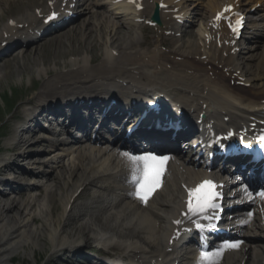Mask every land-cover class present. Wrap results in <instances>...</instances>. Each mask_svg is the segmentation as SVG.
Segmentation results:
<instances>
[{
	"label": "bare ground",
	"instance_id": "6f19581e",
	"mask_svg": "<svg viewBox=\"0 0 264 264\" xmlns=\"http://www.w3.org/2000/svg\"><path fill=\"white\" fill-rule=\"evenodd\" d=\"M35 1L29 0L28 3L32 4L33 2L34 4ZM189 1H191V5L188 4L186 6L188 0H182L180 3L186 6L187 13L191 10L199 9L198 6H202L201 13L203 15L209 12L214 13L221 1L224 0ZM11 2V0H0V11H4L8 4H10V8H8L10 10L14 6ZM47 2L53 8L52 2L55 3V0H42L40 5H36L33 8L47 11ZM97 4L100 3H93L92 7H86V9L101 7V4ZM79 7L82 8V5L80 4ZM112 7H115L116 12L107 11L106 9L104 13L100 11L99 14L96 10H91L94 15L92 21H95V23L91 27L88 26L89 23L82 26L85 30L82 35L84 38L83 42L81 39H76L78 41L74 40L73 44L68 47L69 49L63 50L59 55L57 54L55 60L59 57L65 58L67 54H70L75 57L76 63L80 64V70L65 75L71 76L78 74V77H80V75L83 76V74L88 73V80H93L91 77H95L98 74V69L101 68L104 70L105 68L103 65L89 68L88 65L91 64L90 60L96 55L103 54L105 65L110 64L118 68L119 71L123 70L124 67L134 66V70H139L143 75H147L146 77L159 80L164 85L166 83L167 89L174 93L179 90L189 91V95L192 94L193 101L196 103V112L200 109V100H207L210 104L212 115L219 119V121L223 118V111L226 112L231 108H235L236 111H230L229 115L235 117L240 122H245L247 119H252L251 115H253L252 113L246 112H251L255 106L263 104L264 48L261 44L255 46V48L252 46L244 50L241 54L242 58L240 56V58L238 57V62L234 59L230 61L231 64H234L235 70H240L241 75L246 77L247 82L252 84L249 90H243L240 93L238 91H231L230 93L222 88L218 89L220 83L224 82L222 81L214 84L205 93L203 88L199 86L202 80H198L194 74H189L186 69L189 68L192 70L195 67L194 59L192 61L188 59L189 66L178 68L174 65L172 69H168L167 65L169 63L162 59L163 56L165 57V55L162 56V52L152 51L151 53H144V51L139 50L143 41L135 36L130 26L126 27L124 24L119 25L117 18L120 19L119 15L121 11H125L128 16L132 17L131 14L135 10H132L127 4L113 3ZM82 11L85 10L82 9ZM179 13H185V10L181 8ZM32 16L34 14L29 9H26L25 12L20 11L15 17L12 15L7 23L2 28L0 27V43L14 36L15 32L20 29L18 22L29 19ZM10 21L11 23L16 21V26H11ZM178 40L180 45L174 47V49L180 50L184 56L187 54H194V56L201 54L200 51L205 48V44H200L196 41H189L186 48V45L181 43L180 39ZM258 41H260L259 37L255 43H258ZM63 45L65 44L62 43L61 46ZM234 47L231 46L230 49ZM97 49L100 51L96 53ZM111 49L117 52L121 50V57L115 58L111 56V52H109L112 51ZM207 53L209 54V52ZM215 54L211 52L210 56L214 58V63L217 59ZM21 58V61L24 63L27 60V53H23ZM249 62L252 64L251 66H249ZM5 69H9L7 62ZM21 69L25 70L26 67H21ZM20 72L22 71L17 70V74H19L16 77H20L22 74ZM193 73H196V71ZM194 81H197L196 84H194ZM62 83L63 79L60 82H54L53 87ZM258 83L262 84L263 87L258 86ZM51 85L52 82H45L42 86L43 91L41 93L46 96L50 92H53ZM225 88L230 89L229 83L225 85ZM24 130L25 127L21 126L23 134L29 133ZM13 140L22 144V148L28 144L32 146L34 142L31 138L20 139V134H16ZM53 140L51 141L52 147H58L65 146L69 138L66 142L53 136ZM59 149L60 151L63 150V148ZM115 150L116 148L109 146L98 148V146H92L89 140L82 139L75 145L73 150H65L70 152L62 159L59 156L61 153H52L53 161L47 166L41 164V167H44L48 173L44 174V170L40 169L36 174H30L32 184L24 185L21 182L23 185L16 186L13 192L11 189L13 188L12 184L16 183L14 182L17 177L15 168L16 166L18 167V161H15L14 166H10L7 160L8 158L0 156V164H4L2 171L9 173L11 177V182L5 181L3 177L0 178V182H3L4 186H10L9 190L12 194L9 198H7L8 194L0 195V264H15L13 257L20 254L28 256L35 262L34 256L36 249H41L42 245H45L41 240L44 235L42 234L43 232L46 233L54 248L70 243L75 245L74 242H78L79 239H84L82 237L86 236V242L92 238L104 244L111 245L116 242L120 245H126L125 256L132 255L136 258L138 254H141L140 259L144 260L143 262H145L151 253V260L156 258L157 262L160 260V262H167L169 264H179L178 260L181 261L183 255L186 254L183 251L184 245L178 244L179 241L174 245H169V238L175 228L172 225V220L177 219L181 215L184 205V199H182L184 192L178 182V177H184L183 180L190 184H192L193 177L189 175L182 176L175 170V176L173 177L172 175V178L169 177V183L167 182L164 188L166 190L165 196L163 195L157 199L155 197L151 202L152 209L156 208V212L150 209L149 212H144L140 208V205H138V201L131 197L135 193L126 191L123 185V176L129 170L126 168L124 171L125 164L131 166L134 175L138 172L134 171L130 160ZM27 154V151L22 150L18 154L20 155L18 157L27 159L25 157ZM69 179H72V182L74 180H76L75 182L77 180L79 181L77 188L83 184L85 185L86 182L95 188L97 187V191L94 193L92 200L77 204L74 198L76 190L73 189H71L72 191L70 190L71 192L67 191L63 193V196L60 195L57 197L59 192L67 186ZM23 186H27V190H29V194L24 198L22 196L24 191ZM39 188L44 189V195L42 193L37 194ZM17 189L21 190L18 191ZM59 201L61 202V206H63L62 212L60 210L61 208L59 209ZM87 205L88 207L85 208ZM69 207H71L70 211L68 210ZM72 210L76 211V216L73 218L70 214ZM38 219L42 220V224L39 227H37ZM66 219L70 221H66ZM156 223H159L158 228L156 227ZM240 239L245 240L244 250L238 251L237 253H240V256L232 257L226 264H262V255L256 254L260 247L258 248L257 246L256 250L252 248V245L257 243V241L253 239L246 240L244 237ZM143 245L147 246L143 248ZM171 247H173V250L169 252L168 250ZM147 248L154 250L149 252ZM138 250L139 253H137ZM246 257H248L247 260H245ZM140 259L138 260L139 262ZM210 259H215L211 264L221 263V259L217 261V256ZM197 260L198 258L195 257L193 263H196Z\"/></svg>",
	"mask_w": 264,
	"mask_h": 264
},
{
	"label": "snow or ice",
	"instance_id": "6c2138e0",
	"mask_svg": "<svg viewBox=\"0 0 264 264\" xmlns=\"http://www.w3.org/2000/svg\"><path fill=\"white\" fill-rule=\"evenodd\" d=\"M229 8H225V11H229ZM55 17V13L48 17L52 20ZM220 15L217 14V19ZM241 21L238 19L237 24ZM229 27L235 33L237 29L229 24ZM231 136L232 134L229 133ZM264 140V137H261ZM124 155L128 156V153ZM168 159L166 156H158L153 153H146L141 155H131L130 161L133 165L135 172L139 173V176H134L136 181V192L135 195L141 199L143 202L147 203L149 196L155 191V189L160 185V177L164 170V163ZM215 185L210 180L202 181L195 188L188 190V200H187V212L185 215L199 216L208 212L210 209H216L219 206L215 203L216 197L219 195L214 191ZM264 196V193H261ZM210 218V217H209ZM176 224H180L181 221H175ZM197 227H202L197 225ZM239 242H225V245L229 248L238 247ZM222 249H217L213 255H219ZM208 253H201V257H207Z\"/></svg>",
	"mask_w": 264,
	"mask_h": 264
},
{
	"label": "rangeland",
	"instance_id": "374dc122",
	"mask_svg": "<svg viewBox=\"0 0 264 264\" xmlns=\"http://www.w3.org/2000/svg\"><path fill=\"white\" fill-rule=\"evenodd\" d=\"M83 19H81L80 21H82ZM49 43L51 44L50 49L45 47V50L47 52L44 54L42 53L43 59H37V62H42V60H46L49 68H52L53 67L52 61H53V59H55V57L57 56L58 53H56V48H55L56 44H54L53 41L49 42ZM49 43H47V45ZM59 49H60L59 52H63V50H66L69 48L65 47L62 49L61 47H59ZM35 65H33V63L28 65L27 69L24 70V72H23L24 75H23L22 79H20V80L18 77H16L17 73H16V75L10 74L8 77V80H3L2 83L0 84V91H4V90L7 91L9 89V86H13V87H16L17 89L20 90L19 95L22 96V94H24V97L29 100L33 95L32 88L34 87V85L39 86V87L42 85V81L38 80L39 77L37 76V74L34 70ZM14 71L16 72V69ZM31 80H34V82H33L34 84H32ZM20 84H23V86H16V85H20ZM14 97H15V93H14ZM15 112L16 111H14L13 114H15ZM10 119H11V116H10ZM2 147H3V144L0 142V149H1L0 154H2V152H3ZM41 240L43 243H45V245H42L41 249H39V248L36 249L35 256H34L35 262L31 258H29L28 256H24L23 254L15 256L13 258V262L15 264H46L48 261H50V259H51V252H50L51 243L49 241V238L46 235L44 238H41ZM48 264H55V262L48 263ZM57 264H60V263H57Z\"/></svg>",
	"mask_w": 264,
	"mask_h": 264
}]
</instances>
